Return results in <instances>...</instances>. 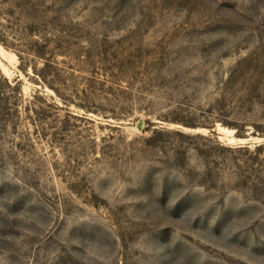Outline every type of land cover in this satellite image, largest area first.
Returning a JSON list of instances; mask_svg holds the SVG:
<instances>
[{
	"label": "rangeland",
	"instance_id": "obj_1",
	"mask_svg": "<svg viewBox=\"0 0 264 264\" xmlns=\"http://www.w3.org/2000/svg\"><path fill=\"white\" fill-rule=\"evenodd\" d=\"M0 264H264V0H0Z\"/></svg>",
	"mask_w": 264,
	"mask_h": 264
}]
</instances>
